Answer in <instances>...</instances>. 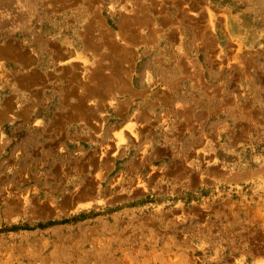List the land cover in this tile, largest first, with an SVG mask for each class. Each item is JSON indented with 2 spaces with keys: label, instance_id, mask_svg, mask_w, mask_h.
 <instances>
[{
  "label": "rangeland",
  "instance_id": "374dc122",
  "mask_svg": "<svg viewBox=\"0 0 264 264\" xmlns=\"http://www.w3.org/2000/svg\"><path fill=\"white\" fill-rule=\"evenodd\" d=\"M0 264H264V0H0Z\"/></svg>",
  "mask_w": 264,
  "mask_h": 264
}]
</instances>
